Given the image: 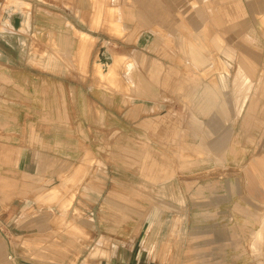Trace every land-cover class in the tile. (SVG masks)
Wrapping results in <instances>:
<instances>
[{"label": "rangeland", "instance_id": "rangeland-1", "mask_svg": "<svg viewBox=\"0 0 264 264\" xmlns=\"http://www.w3.org/2000/svg\"><path fill=\"white\" fill-rule=\"evenodd\" d=\"M195 1L200 2L0 0V27L5 28L3 32L0 30L1 62L34 65L49 61L58 69L59 76H53V80L62 79L61 81H68L71 86H75L79 103L83 100V95L90 97L95 94L102 101L108 95L116 97V104H102L99 113L92 112L88 115L89 118L82 121L85 131H90L89 135L84 132L81 139L84 137L86 140L88 150V145L92 146L86 157L91 168L72 167L68 174L58 173L54 178L50 174L46 175L47 172L40 171V176L37 177L13 164L18 155L24 156L23 152L6 149V144L0 145V264H108L106 257L103 258V263L100 262L101 249L97 246L99 242L94 240L90 244L93 222L90 221L92 217L87 215L90 206L89 201L83 200L87 194L81 190L83 179L80 176L86 178L96 174L102 177V182H106H101L99 191L102 197L109 198L110 207L106 211L108 216H101L100 221L105 225H119L121 219H116L114 215L116 207L111 206L126 202L123 192L129 188H126L124 182L132 181L135 189L143 187L141 178L147 182L156 181L158 154L163 153L162 147L161 151L157 150L159 128L171 133L170 136H165L166 143L170 141L171 144L164 146V158L168 166L165 174L172 176V157L176 155L180 178L189 179L193 165H199V162L194 163L190 158L189 146L183 141L188 139L185 132L191 128L188 113L194 110L195 105L187 103V97L182 98L180 93L184 91L188 81H192L193 75L201 80L205 76L203 74H206L192 70L200 69L204 64H224L229 68L236 62L245 63L244 65L264 64V0H202L208 4L201 7L205 16L203 23L196 20V15L190 8ZM12 2L19 4L18 7L12 6ZM14 10L18 16L14 15L12 25L17 29H9L5 26V21ZM123 11L131 15L124 21ZM60 12L70 23L55 22V19H59L55 17ZM22 19L27 20L24 31L20 26ZM7 29L9 30L6 31ZM79 32L93 38L89 41L85 54L78 51L81 42ZM215 36H220L225 45L220 53L212 46ZM186 51L188 55L182 54ZM172 52L178 54L168 55ZM117 56L123 58L117 60ZM140 61L141 64L143 61L149 63L143 67L140 66ZM157 62L179 65L183 71L164 73L162 68L158 70ZM127 65L131 66L130 73L126 70ZM111 71L114 81H107L106 74L109 75ZM98 72L104 74V78ZM164 74L165 80H171V75H175L176 79L175 88H165L166 103L162 104L161 100L158 105L155 87L154 93L148 95V102L142 104L143 110L140 109L136 104L139 100L131 97L135 89L127 88L131 85L127 79L146 86L148 80L155 84L157 80L163 79ZM260 75L263 77L264 71ZM199 90L201 93L205 91L203 88ZM172 94L181 98L182 102L186 100V103L180 100L176 103L168 101L167 97H172ZM131 98L133 102H138L132 104ZM78 107L81 105L78 104ZM76 122L80 123L81 120ZM91 133H98L99 136L90 137ZM174 138L182 142L178 150L175 147L176 153L172 147ZM195 154L204 156L200 151ZM28 159L32 161L30 157ZM87 186L92 187L91 184ZM134 189V193L138 192ZM149 203L152 201L149 200ZM244 211V215L238 216L240 223L236 225L244 231L238 234L243 238L245 246H241L239 252L230 249V255L241 252L246 257L244 264H264V209L244 206ZM164 218L166 226L171 229L174 224L172 217ZM229 218L230 223H234L236 217L233 221L232 217ZM175 222L182 225L183 217H176ZM229 227L232 233L236 231L235 226ZM259 229L262 237L255 240L254 232ZM166 235L169 238L159 245L157 262L163 264L166 259L168 264H174L173 250L176 248L172 241V231H168ZM210 252L216 257H226L225 249L214 248ZM253 259L257 262H252Z\"/></svg>", "mask_w": 264, "mask_h": 264}, {"label": "crops", "instance_id": "crops-1", "mask_svg": "<svg viewBox=\"0 0 264 264\" xmlns=\"http://www.w3.org/2000/svg\"><path fill=\"white\" fill-rule=\"evenodd\" d=\"M205 3L202 0L199 3L195 1L190 8L196 15V9L203 10L201 7L208 5ZM123 12L124 21L131 15ZM53 18L52 15L51 21ZM55 18H59L55 22L70 23L61 12ZM173 54L178 53L168 55ZM182 54L188 55V52ZM1 60L2 53L0 145L6 144V149L12 148L24 153V156L18 155L13 164L30 175L39 177L40 171H45L52 178L58 173L68 174L72 167L91 168L86 157L92 146L88 145V150L86 140L84 137L81 139L84 132L89 135L90 131H85L82 121L89 118L88 115L92 112L99 113L100 105L116 104V97L108 95L102 101L95 94L90 97L83 95V100L79 103L75 86H71L68 81H61L62 79L53 80V76H59L58 69L49 61L19 65L13 62L3 63ZM143 62L141 64L140 61V66H147L149 63ZM157 63L158 70L162 68L164 73L183 71L176 64ZM211 65L204 64L200 69H193L194 72H205L206 75L201 80L193 75L192 81L189 80L180 93L182 98L187 97V103L195 105L194 110L188 113L187 119L191 126L185 131L188 139L183 141L189 146L190 158L194 163L199 162V165H193L189 179L180 178L176 155L172 157V176L165 174L168 166L164 158V146L171 145L170 141L166 143L165 136H170L171 133H166L161 128L157 129V150L161 151L162 147L163 153L158 154L156 181L147 182L141 178L143 187L135 189L132 181L124 182L126 188H129L123 192L126 202L111 206L116 207L114 215L116 219H121L119 225H105L100 221L110 207L109 198L102 197L99 191L102 177L96 174L86 178L80 176L83 179L81 190L87 194L83 200L89 201L90 206L87 215L92 217L90 221L93 222L90 244L94 240L99 242L97 246L101 249V263L106 257L108 264H161L157 262L160 254L158 247L169 238L166 235L168 231H172V241L176 248L173 250L174 264L246 263L244 254L240 252L232 256L230 249L239 252L238 249L245 246L243 238L238 234L244 231L237 227L240 223L238 216L245 214L244 206L264 209V76L260 75L264 71V64L244 65L236 62L231 68L224 64ZM131 71L128 70L129 73ZM171 76V80H165L164 74L163 79L157 80L155 84L148 80L146 86L127 79L131 84L127 88L135 89L131 97L139 100L136 103L138 101L133 102L131 98L132 104L136 103L143 110L142 104L148 102V95L154 93L155 87L158 105L161 100L162 104L166 103L165 88L176 87L175 75ZM144 88L152 90L146 91ZM200 88L205 91L201 93ZM176 97L172 94V97L167 98L175 103L177 100L181 101V98ZM182 103H186V100ZM78 104L81 105L80 108ZM79 120L80 123L76 122ZM94 135L99 136L98 133H91L90 137ZM172 141L175 152V147L178 150L182 142L178 138ZM197 151L203 152L204 156H197ZM28 157L32 159V163ZM88 184L92 187L88 188ZM133 189L138 192L134 193ZM164 217H172L174 224L171 229L166 226ZM176 217H183L182 225L175 222ZM229 217H232V221L236 217L235 224L230 223ZM229 225L235 226L236 231L232 233ZM214 248L225 249L226 257L212 255L210 250ZM252 262L257 261L253 259ZM168 263L165 259L163 264Z\"/></svg>", "mask_w": 264, "mask_h": 264}, {"label": "bare ground", "instance_id": "bare-ground-1", "mask_svg": "<svg viewBox=\"0 0 264 264\" xmlns=\"http://www.w3.org/2000/svg\"><path fill=\"white\" fill-rule=\"evenodd\" d=\"M260 2V1H259ZM262 2V1H261ZM13 3V2H12ZM9 4V3H8ZM18 5L19 4H17L16 2H14L13 4H12V6H17L18 7ZM24 10V9H23ZM11 12V11H10ZM14 15H17L18 16V14L17 13H15V10L14 11H12L11 12V14L9 15V16H7V18H6V21H5V26L6 27H11L12 29H17L16 27H14L13 25H12V21H13V17H14ZM205 16H204V12H203V10H201V9H196V20L197 21H199V23L201 22V23H203V20L205 19L204 18ZM63 21V20H62ZM21 27H23V31L25 30L24 29V26H27V20H21V25H20ZM119 26V25H118ZM64 27V26H63ZM10 29V28H9ZM9 29H7L6 31H8ZM72 29V28H71ZM0 30L3 32V31H5V28L4 27H0ZM21 30V31H22ZM17 31V30H16ZM15 32V31H14ZM70 32H73V31H70ZM8 33V32H7ZM10 33V32H9ZM61 33V32H60ZM80 33V32H79ZM54 34V33H53ZM65 34V33H64ZM57 35H59V34H57ZM71 35V34H70ZM75 35V34H74ZM46 36V35H45ZM60 36V35H59ZM51 37V36H50ZM63 37V36H62ZM74 37V36H73ZM193 37H195V36H193ZM197 37V36H196ZM45 38V37H44ZM51 38H53V37H51ZM50 38V39H51ZM60 38H61V36H60ZM79 38L81 39V42H80V44H79V46H78V51L80 52V53H82V54H85V52H86V50H88V47H87V45H88V43H89V41L91 40L92 41V39L93 38H91L90 36H88L87 34H84V33H80L79 34ZM191 38V37H190ZM74 39V38H73ZM76 39H77V35H76ZM192 39H194V38H192ZM198 39V38H197ZM196 39V40H197ZM57 40V39H56ZM62 41V40H61ZM50 42V41H49ZM94 42V41H93ZM197 42V41H196ZM53 43V42H52ZM59 43V42H58ZM200 43V42H199ZM199 43H197V44H199ZM212 43H213V45L212 46H214L218 51H219V53L222 51V50H224V48H225V45L223 44V41H222V39L220 38V36H215L213 39H212ZM55 44V43H54ZM57 44V43H56ZM61 44H62V42H61ZM72 44H74V42L72 43ZM94 44V43H93ZM195 44V43H194ZM201 44V43H200ZM227 44V43H226ZM51 44H49V46H50ZM196 45V44H195ZM228 45V44H227ZM48 46V47H49ZM94 46V45H93ZM202 46V45H201ZM58 47V46H57ZM57 47H56V49H57ZM62 48H63V46H62ZM61 48V49H62ZM195 48L198 50V47L197 46H195ZM51 49V48H50ZM69 49V48H68ZM75 49H76V47H75ZM53 50V49H52ZM63 50V49H62ZM92 50V49H91ZM76 51V50H75ZM74 51V52H75ZM90 51V50H89ZM55 52H57V51H55ZM62 52V51H61ZM54 53V52H53ZM58 53V52H57ZM64 53H66V50H65V52ZM78 54V53H77ZM76 55V54H75ZM55 56H56V54H55ZM64 56V55H63ZM84 57V56H83ZM120 57V56H119ZM60 58V57H59ZM115 58H117V60L119 59H122L123 57H120V58H118V56L117 57H115ZM240 58H244V57H240ZM218 59H219V57H218ZM217 59V60H218ZM88 60L89 59H87V62H88ZM208 60V59H207ZM214 60V59H213ZM216 60V59H215ZM234 60H236V58L234 59ZM243 60V59H242ZM244 60H245V58H244ZM205 61H206V59H205ZM240 61H241V59H240ZM76 62V61H75ZM218 62H219V60H218ZM217 62V63H218ZM244 62H246V61H244ZM216 63V64H217ZM78 64L80 65V63L78 62ZM240 64H241V62H240ZM245 64V63H244ZM248 64V63H247ZM246 64V65H247ZM212 66V65H211ZM214 66V65H213ZM218 66V65H217ZM216 66V67H217ZM241 66H243L244 67V65H241ZM221 67V65L218 67V68H220ZM211 68H213V67H211ZM210 68V69H211ZM129 69H131V66L130 65H127V67H126V70L128 71ZM208 70V69H207ZM212 70V69H211ZM210 70V71H211ZM217 70V69H216ZM245 70V69H244ZM81 71V70H80ZM205 71V70H204ZM214 71V70H213ZM209 72V71H208ZM207 72V73H208ZM85 73V72H84ZM99 73V76L101 77V78H104V74H100V72H98ZM210 73V72H209ZM106 74V73H105ZM203 74V73H202ZM215 74V73H214ZM217 74V73H216ZM218 74H219V72H218ZM206 75V74H205ZM207 75H209V74H207ZM213 75V74H212ZM203 76H204V74H203ZM106 79H107V81L109 80L110 81V79H111V81L113 80V77H114V74H113V72L111 71V73L108 75V74H106ZM112 77V78H111ZM114 81V80H113ZM213 90V89H212ZM199 93V92H198ZM219 93V92H218ZM216 94V93H215ZM205 96V95H204ZM208 96V95H207ZM212 98V97H211ZM210 98V99H211ZM204 99V98H203ZM209 103H210V101H209ZM208 106V105H207ZM220 108V107H219ZM205 109V108H204ZM208 110V109H207ZM205 111H206V109H205ZM200 112V111H199ZM202 112V111H201ZM195 114V113H194ZM193 114V115H194ZM196 115V114H195ZM199 116V115H198ZM201 117V116H200ZM255 240H259V239H261V233H260V231L259 230H257L256 232H255ZM10 259V258H9ZM12 259V258H11Z\"/></svg>", "mask_w": 264, "mask_h": 264}]
</instances>
